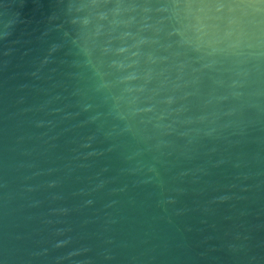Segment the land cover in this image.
<instances>
[{"label":"water","instance_id":"95a60500","mask_svg":"<svg viewBox=\"0 0 264 264\" xmlns=\"http://www.w3.org/2000/svg\"><path fill=\"white\" fill-rule=\"evenodd\" d=\"M0 264H264V0H0Z\"/></svg>","mask_w":264,"mask_h":264}]
</instances>
